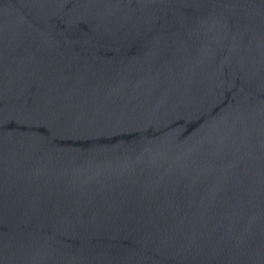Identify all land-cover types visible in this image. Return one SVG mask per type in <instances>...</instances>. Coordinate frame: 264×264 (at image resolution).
Segmentation results:
<instances>
[{
  "label": "water",
  "instance_id": "1",
  "mask_svg": "<svg viewBox=\"0 0 264 264\" xmlns=\"http://www.w3.org/2000/svg\"><path fill=\"white\" fill-rule=\"evenodd\" d=\"M0 264H264V0H0Z\"/></svg>",
  "mask_w": 264,
  "mask_h": 264
}]
</instances>
